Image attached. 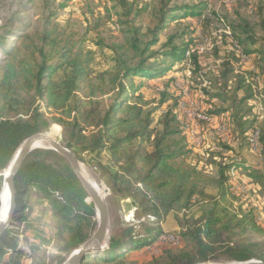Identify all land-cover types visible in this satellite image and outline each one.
I'll use <instances>...</instances> for the list:
<instances>
[{"label":"trees","instance_id":"16d2710c","mask_svg":"<svg viewBox=\"0 0 264 264\" xmlns=\"http://www.w3.org/2000/svg\"><path fill=\"white\" fill-rule=\"evenodd\" d=\"M110 1L121 42L110 47L113 56L109 71L95 72L94 53L85 49L84 37L55 22L54 14L45 15L39 29H20L11 41L5 38V26L0 29V174L25 139L58 126L62 129L61 145L79 162L96 169L109 191L130 200L139 216L162 224L179 204L182 208L195 204L205 208L199 218L185 220L180 230L171 232L180 242H188V248L173 251V247L164 246L158 256L134 262L129 258L132 253L148 247L164 232L153 233L147 224H139L126 228L118 237L110 236L105 252L81 264H198L219 256L229 261L264 263V201L256 211L250 206L237 208L225 175L232 168L238 174L244 171L264 194V151L260 171L231 156L229 162L217 160L216 155L209 161V152L199 155L188 147L176 119L179 105L155 119L166 103L164 92L159 94V106L147 110L142 104L144 81H163L166 74L177 70L174 65L183 68L184 53L191 48V41L185 38L191 31L166 36V29L170 23L180 26L185 19L201 17L204 7L162 5L153 12V25L144 28L147 7L136 5L135 0ZM227 28L229 35L218 38L226 52L218 77L203 87L209 90L212 82L222 86L231 107L204 109L216 117L237 110L231 112L236 120L225 118L230 139L227 144L221 142L233 153L227 146L244 141L247 147L246 134L255 121L251 115L239 116L254 87L248 81H253L251 71L237 73L235 66L240 65L241 56L247 62L259 54L264 62V39L246 22ZM259 28L264 33V19ZM178 39L180 44L175 43ZM159 44L163 52H153L151 49ZM97 45L101 46L100 41ZM189 65L190 73L197 74L201 68L197 54L190 56ZM252 70L264 84V65ZM132 79L138 81H129ZM218 97V92L211 96L212 100ZM239 119L244 124H239ZM154 124L160 127L158 132ZM261 142L264 148L263 137ZM189 153L200 157L193 166L179 162ZM210 168L215 175L208 173ZM13 183L16 209L10 227L0 237V264L63 263V258L49 263L40 250L47 240L23 214L30 211L35 197L44 202L56 221L54 241L62 254H71L94 233L93 204L66 160L56 152L35 150L28 154ZM20 236L23 242L34 241L29 243L28 254L19 246Z\"/></svg>","mask_w":264,"mask_h":264},{"label":"rangeland","instance_id":"374dc122","mask_svg":"<svg viewBox=\"0 0 264 264\" xmlns=\"http://www.w3.org/2000/svg\"><path fill=\"white\" fill-rule=\"evenodd\" d=\"M135 3L138 6L147 7L142 20L144 28L153 25V12L162 5H167L168 7L181 5H198L204 7L201 17L185 19L180 26H175L170 23V26L164 33L168 36L180 33L186 34L191 31L190 34L185 35V38L191 41L190 49L193 51L191 55L197 54L200 58V70H198L197 74L192 75L189 69L190 65L188 66V64H186L183 68L174 65V69L177 70L166 74L163 81H144L145 85L142 88V104L145 108L150 110L157 105L159 106V94L164 92L166 94V103L159 108L155 116L157 120L158 117L162 116L168 110L173 111L178 105L180 107L182 102H185L184 93L175 87L176 80H172L174 76H177L176 79H184L187 88L186 92L189 98L201 103L203 108H230L231 102L230 100L228 101V94H226V90H224L222 86H215L212 82L211 88L209 86V90H207L203 85H205L206 81H215L218 77L217 73H219L220 63L226 56L224 49L225 45H221L218 38L222 34L229 35L227 31L229 25L244 24L246 22L253 33L264 39V33L259 28L260 21L264 19V0H135ZM112 6L113 3L110 0H0V29H3L5 26L8 32L5 38L7 41H11L13 40L12 35L17 34L20 29L27 28L29 31L39 29L45 15L48 13L54 14L55 22L69 29H73L84 37L85 49L94 53L93 68L95 72L109 71L112 67L113 56L110 47L113 44L121 42L116 18L113 15L115 11ZM99 41L101 46L97 45ZM163 41H165L164 37H162V42ZM175 43L180 44L181 41L178 39ZM217 47L220 48V50H217ZM248 47L259 48V46ZM151 50L153 52H163L160 44L154 46ZM260 58H262V55L257 54L252 57V60L241 62L240 65L236 64L235 70L237 73H248L255 67L264 65V62L259 60ZM129 81L135 83L138 79ZM248 81L251 82L254 87L253 96L250 101L245 103L246 105L239 113V116L244 117L245 115H251L256 121L257 112L260 109L261 114H264V84H261L260 81L258 83L255 82V80L252 81L251 78H248ZM217 92L220 93L221 97L212 100L211 96L215 95ZM236 111L235 108L233 112L228 111L229 115L224 114V119L227 117L229 120L231 118V121L236 120L234 116L232 117ZM231 112L233 114H231ZM239 116L237 118H239ZM239 124L244 123L240 121ZM260 127L263 130V122H261ZM51 128L52 126L47 129L46 132H49ZM154 128L157 132L160 130L157 124H154ZM61 130L56 138L59 142H61L62 139ZM228 133L230 134L229 129ZM206 143H208V145L205 147L206 150L203 149V152H209V161H211L210 158L215 155L218 156L217 160L223 161V159H225V162H229L232 159L231 157H233V160L244 162L252 170L260 171L262 169L263 161L258 160L250 150L248 151L244 141H241L237 145L235 142H231L230 145L228 144L229 146L227 147H231L234 150L233 153H229L226 147L221 144V141H218L216 138L210 137L207 139ZM199 160V155L189 153L180 158L179 162L186 166H193L194 163L199 162ZM81 164L96 182L101 193L103 194L104 190L108 191L105 195L109 214L108 238H110V236L118 237L126 228L134 227L139 224H147L154 230L153 233H156L158 230L174 232L180 230L181 223L185 222V220L199 218L205 209L201 204H195L187 208H182L179 204L173 208L162 224H156L153 218L139 216L137 211L131 206L130 200L113 195L107 188L105 179L102 178L101 174L96 169L84 163ZM240 173L238 174V180L235 182L234 188V197L236 198L234 201L235 206L237 208L239 207L238 205H241L242 208L250 206L255 211L259 210V206H262L261 202L264 201V194H262L260 186H257L246 175V172L242 171ZM30 207V211H24L23 214H25L29 222H32L36 226V229L41 232L42 236L48 242L45 246H42L40 250H44L46 259L49 260V263L54 259L63 258L64 261L62 264H64L70 254H62L54 241L56 221L51 216L49 208H47L44 202L39 200L38 197H35V201L33 204H30ZM261 221L262 220L259 218L258 222L260 223ZM29 241L34 243L31 238ZM30 242H23L22 237H19V246L26 254L30 252L28 249ZM151 246H153L152 249L147 250L146 247L132 253L129 257L130 260L134 262L149 260L151 257L161 254L163 249H165L164 246L153 245V243ZM188 247V242L181 239L180 245L171 248V250L179 251ZM23 261L25 263L29 262V260ZM210 262L221 264L231 261L227 260L224 256H219L205 263ZM53 264L59 263L54 260Z\"/></svg>","mask_w":264,"mask_h":264},{"label":"water","instance_id":"95a60500","mask_svg":"<svg viewBox=\"0 0 264 264\" xmlns=\"http://www.w3.org/2000/svg\"><path fill=\"white\" fill-rule=\"evenodd\" d=\"M41 144H46L44 147ZM35 150H52L66 160L71 171L79 181L81 187L88 196V201L93 204L96 216V228L92 236L85 241L80 247L74 250L64 264H81L83 260L105 252L108 249V226L109 214L105 201L107 190L103 191L101 196L93 186L86 181L80 171L81 162L78 161L74 153L63 147L60 142L50 139L46 132L37 133L25 139L15 151L7 168L0 176L2 177V188L0 191V237L10 227L15 212V197L13 178L16 176L20 166L25 158ZM7 190V207L3 215L1 195L3 189ZM207 264V263H198ZM223 264H264L258 260H249L244 262H226Z\"/></svg>","mask_w":264,"mask_h":264},{"label":"built area","instance_id":"2783aa9c","mask_svg":"<svg viewBox=\"0 0 264 264\" xmlns=\"http://www.w3.org/2000/svg\"><path fill=\"white\" fill-rule=\"evenodd\" d=\"M193 51L188 49L184 53L185 65L189 66V59ZM245 58L241 56V62H244ZM251 75L255 82H259L258 75L254 70H251ZM175 87L184 93L185 102H182L177 114V121L180 124V129L185 137L188 147L199 155H202L203 149L206 150V143L208 138H216L218 141L227 144L229 142V133L224 116L216 117L209 116L201 103L193 101L187 94L186 84L183 78H178L175 81ZM183 99V101H184ZM261 122L264 123V114H261V109L257 112V120L254 121L246 134V143L250 152L262 161V154L264 151L261 138L264 139L262 129L260 127ZM206 137V138H205ZM210 175H215L212 168L208 169ZM228 178V184L231 191L234 193L235 182L238 180V172L232 168L225 173ZM153 245L178 247L180 245L179 236L171 232H163L157 237ZM153 246H149L146 249H152Z\"/></svg>","mask_w":264,"mask_h":264},{"label":"bare ground","instance_id":"6f19581e","mask_svg":"<svg viewBox=\"0 0 264 264\" xmlns=\"http://www.w3.org/2000/svg\"><path fill=\"white\" fill-rule=\"evenodd\" d=\"M60 128L58 126H52V128L49 130V132H46L47 136L54 140L55 142H59L56 140L57 136L60 134ZM46 144H41L42 147H44ZM80 171H81V174L82 176L86 179V181H88L92 186L93 188L101 194L102 196V193H101V190L99 189L98 185L96 184V182L92 179V177L89 175V173L87 172V170L82 166L80 165ZM7 190L6 188L3 189L2 191V195H1V200H2V212H1V215L4 214L5 210H6V207H7ZM207 264H216L215 262L213 263H207ZM223 264V263H221Z\"/></svg>","mask_w":264,"mask_h":264}]
</instances>
